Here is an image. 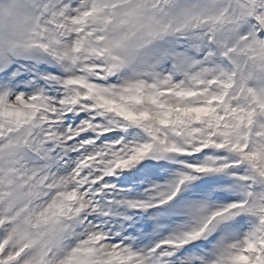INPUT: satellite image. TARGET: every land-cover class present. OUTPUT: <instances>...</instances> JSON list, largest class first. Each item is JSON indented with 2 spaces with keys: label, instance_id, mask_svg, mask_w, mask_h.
<instances>
[{
  "label": "snow or ice",
  "instance_id": "obj_1",
  "mask_svg": "<svg viewBox=\"0 0 264 264\" xmlns=\"http://www.w3.org/2000/svg\"><path fill=\"white\" fill-rule=\"evenodd\" d=\"M0 264H264V0H0Z\"/></svg>",
  "mask_w": 264,
  "mask_h": 264
},
{
  "label": "rangeland",
  "instance_id": "obj_2",
  "mask_svg": "<svg viewBox=\"0 0 264 264\" xmlns=\"http://www.w3.org/2000/svg\"><path fill=\"white\" fill-rule=\"evenodd\" d=\"M145 163H151L150 161H146ZM162 174H163V170H162ZM121 179H122V177H121Z\"/></svg>",
  "mask_w": 264,
  "mask_h": 264
}]
</instances>
